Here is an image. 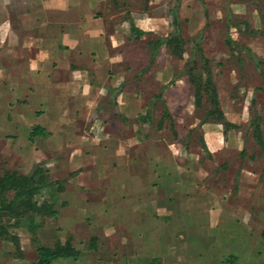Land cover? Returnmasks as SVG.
Returning <instances> with one entry per match:
<instances>
[{"label":"crops","instance_id":"crops-1","mask_svg":"<svg viewBox=\"0 0 264 264\" xmlns=\"http://www.w3.org/2000/svg\"><path fill=\"white\" fill-rule=\"evenodd\" d=\"M133 1L0 0V131L18 142L23 158L37 163L33 172H48L54 186L63 179L52 178L50 162L81 170L72 178L77 189L70 192V183H63L53 201L39 207L51 203L57 217L61 209L69 211L67 225L88 218V226L98 227L85 236L84 250L68 237L80 254L65 264L84 258V264H200L203 234L220 227L235 233L239 218L245 228L264 223V212L258 214L251 200L249 174L220 189L200 153L187 155L179 139L163 137L164 131L175 134L166 116L159 122L169 111L176 61L165 39L143 41L155 21ZM206 124L202 154L209 163L231 145L233 132L219 141L220 129L212 128L217 134L210 141ZM37 129L42 133L32 136ZM22 130L29 131L24 137L31 148L17 139ZM235 144L244 151L246 139L235 138ZM238 188L243 204L234 196ZM80 193L82 199L74 197ZM197 228L206 232L199 235ZM60 259L67 258L55 262L64 264Z\"/></svg>","mask_w":264,"mask_h":264},{"label":"rangeland","instance_id":"rangeland-1","mask_svg":"<svg viewBox=\"0 0 264 264\" xmlns=\"http://www.w3.org/2000/svg\"><path fill=\"white\" fill-rule=\"evenodd\" d=\"M133 6L139 12L150 14L155 21L154 32L143 41L172 40L166 50L176 61L172 100L168 101L169 107L162 102L158 106L164 110L165 105L169 110L162 116L163 119L166 116L167 124L175 129V134L164 131L163 137L179 139L183 148L186 146L188 149L187 155L193 157L200 153L201 162L212 172L207 175L218 176L216 182L220 189L228 181L232 186L239 183L242 173L249 174L251 200L258 214L264 212V151L261 152L263 147L251 126L253 118H261L264 137V0H135ZM160 23L166 25V31L159 26ZM166 34L170 37L167 38ZM158 113L161 116V112ZM158 113L154 116L156 124ZM113 122L110 119L109 126ZM204 124L208 127L206 136L210 141L217 134L212 128L220 129L219 141L228 138L230 131L236 134H229L233 142L223 147L220 159L211 158L209 163L205 161L207 154L204 157L202 154ZM109 131L117 133L116 129ZM28 134L29 131L22 130L17 137L25 149L32 147L25 138ZM7 138L5 131H0V174L33 173L37 163L28 162L26 156L23 158L18 142ZM235 138L246 139L244 151L236 146ZM212 152L217 154L218 151ZM46 163L40 161L42 167ZM50 163L54 173L52 178L63 179L62 184L44 187V193L35 196L38 203L53 201L57 188L62 189L63 183L65 187L70 183V192L77 189L72 178L81 170H74L76 167L71 163ZM85 167L87 169L88 163ZM72 170L75 172L67 175ZM41 171L37 169L36 173ZM63 171L66 172L63 174ZM238 191L239 188L234 196L242 198L243 204L245 194ZM224 194L221 191L220 195ZM67 196L62 197L69 201ZM83 196L82 193L74 195L79 199ZM14 199L17 204L9 209L16 217L3 213ZM22 199L14 190L0 193V264H34L40 245L54 246L56 241L71 236L84 250L85 236L94 234L93 228L98 229L94 224L88 226V218L77 226L67 225L64 222L72 221L69 219L71 214L68 215L69 211L64 209L60 210V217L37 215L30 220L28 215L31 212H22V204L18 203ZM71 218L74 224L78 222ZM236 222L238 230L235 233V228L223 230L220 227L219 232L203 234L204 242L198 257L200 264H264V223L259 221L253 228H245L240 218ZM248 229L253 230V235ZM197 232L202 235L206 230L197 228ZM230 254L238 260L231 262ZM69 260L59 261L65 264ZM87 260H81V263Z\"/></svg>","mask_w":264,"mask_h":264},{"label":"trees","instance_id":"trees-1","mask_svg":"<svg viewBox=\"0 0 264 264\" xmlns=\"http://www.w3.org/2000/svg\"><path fill=\"white\" fill-rule=\"evenodd\" d=\"M135 30H136L135 27H132V31L134 32ZM169 37L170 35L167 38ZM166 41L168 44H170L172 40L169 39ZM148 116L149 115H147V117ZM220 116H222V113L220 114ZM260 119L261 118L258 117L253 118V120L251 121V126L256 132L257 141L263 147L262 151H264V137H263V130L261 127ZM159 123L163 124L164 119L162 118ZM233 126L236 127V125L234 124ZM40 133H42V131H39L38 129L34 130L32 132V136L39 135ZM47 173H48L47 171H43V172L41 171L38 173L33 172L31 175L18 174L16 172H10V173L6 172L2 175L0 174V193L4 194L10 190H14L18 197L23 198L21 202L18 203L22 204L23 207L22 212H25V210L27 212H31V214L28 215V217H30V220H32L33 216L35 217L37 215L57 216L58 211L54 210L53 205L51 203L39 207V203L37 202V200H35V196L41 194L42 193L41 191L44 189V187L49 186L53 183V181H50V178ZM10 204H11L10 206L4 208L5 211L3 210V213L9 215L12 214L10 213L9 208L15 206L17 202L14 199L10 201ZM11 216L16 217L14 213ZM97 240H98L97 237L92 238L91 240L92 248H95ZM79 254L80 251H78L73 246L71 238H68L65 241L64 245H62L59 248L40 245L38 247V256L34 264H59L55 262L57 259L68 258V257L77 258ZM228 258L231 260V262L238 260V257L232 254L228 255Z\"/></svg>","mask_w":264,"mask_h":264}]
</instances>
